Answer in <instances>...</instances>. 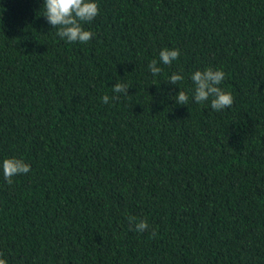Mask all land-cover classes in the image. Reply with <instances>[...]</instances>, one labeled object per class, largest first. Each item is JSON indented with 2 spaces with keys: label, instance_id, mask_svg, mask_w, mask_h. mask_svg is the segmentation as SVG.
<instances>
[{
  "label": "trees",
  "instance_id": "1",
  "mask_svg": "<svg viewBox=\"0 0 264 264\" xmlns=\"http://www.w3.org/2000/svg\"><path fill=\"white\" fill-rule=\"evenodd\" d=\"M43 2L0 0V164L31 165L12 184L0 167L2 258L264 264V0H95L84 44ZM164 48L180 51L171 65ZM209 67L231 108L194 101L191 74ZM118 82L129 95L103 103Z\"/></svg>",
  "mask_w": 264,
  "mask_h": 264
},
{
  "label": "clouds",
  "instance_id": "2",
  "mask_svg": "<svg viewBox=\"0 0 264 264\" xmlns=\"http://www.w3.org/2000/svg\"><path fill=\"white\" fill-rule=\"evenodd\" d=\"M43 16L52 28H57V35L68 43H88L92 40L94 33L85 30L83 23H92L99 15V5L95 0H44ZM45 54V53H44ZM180 56L179 49L164 48L159 52V61L165 65H171L174 60ZM157 60L150 61L148 68L153 76L161 73V67L157 66ZM184 79L181 74L173 73L169 79V85H179ZM225 79V72L222 69L209 67L203 71L197 70L191 74V80L194 84L193 99L196 103H204L210 100V106L213 110L219 112L229 109L234 103L230 92H225L219 87ZM129 86L123 83H116L112 89L117 95L102 97L103 103H109L110 99L119 100L120 93L129 95ZM178 105L184 106L189 102V96L185 91L180 90L177 95L172 97ZM2 167L4 179L8 184L13 183V177L27 174L31 171V165L23 159L6 158L0 164ZM130 226L137 232H144L149 229L146 220H138L136 217H128ZM155 235V233H153ZM0 253V264H8L7 260Z\"/></svg>",
  "mask_w": 264,
  "mask_h": 264
}]
</instances>
